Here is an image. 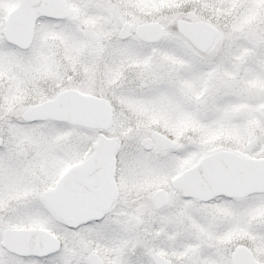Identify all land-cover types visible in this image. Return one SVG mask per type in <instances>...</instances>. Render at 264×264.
Segmentation results:
<instances>
[{"label":"snow or ice","instance_id":"6c2138e0","mask_svg":"<svg viewBox=\"0 0 264 264\" xmlns=\"http://www.w3.org/2000/svg\"><path fill=\"white\" fill-rule=\"evenodd\" d=\"M0 264H264V0H0Z\"/></svg>","mask_w":264,"mask_h":264}]
</instances>
